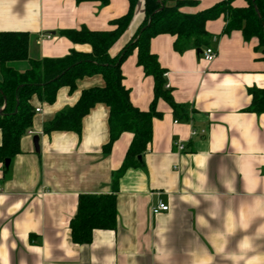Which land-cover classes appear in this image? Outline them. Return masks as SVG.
<instances>
[{
	"label": "crops",
	"instance_id": "obj_1",
	"mask_svg": "<svg viewBox=\"0 0 264 264\" xmlns=\"http://www.w3.org/2000/svg\"><path fill=\"white\" fill-rule=\"evenodd\" d=\"M159 1L169 6L192 1L180 12L194 15L221 0ZM231 7L245 8L247 0H233ZM127 11L128 0H108L104 6L94 1L0 0V33H27L31 59H61L71 51L91 52L89 45L73 44L62 32L112 31L111 23ZM142 20L140 1L128 28L109 50L110 57L127 44ZM225 24L222 14L205 23L207 47L216 53L212 62L201 56L206 47L200 54L195 48L178 53L173 49L175 37L161 34L150 40V52L181 111L175 114L157 100L159 117L152 120L151 140L137 160L140 165L119 176L133 136L122 133L105 151L109 111L103 104L83 117L79 134L43 132L57 113L77 103L82 91L103 85L99 75L77 81L74 91L60 88L52 104L32 98L39 112L34 111L31 128L19 141V153L8 168L0 163V264H158L156 251L172 217L165 247H182L184 230L198 210L182 202L180 192L192 189L193 180L202 182V170L213 169L220 157L230 154L239 157L245 181L252 180L253 165L264 175V113L249 111L250 91L264 90L262 48L257 38L244 40L241 31L223 34ZM120 71L131 105L147 112L154 80L137 65L136 50L123 60ZM81 195L115 196V229L94 230L86 245L74 244L69 228ZM183 199H189L186 192ZM159 202L168 211L153 215L151 208Z\"/></svg>",
	"mask_w": 264,
	"mask_h": 264
},
{
	"label": "trees",
	"instance_id": "obj_2",
	"mask_svg": "<svg viewBox=\"0 0 264 264\" xmlns=\"http://www.w3.org/2000/svg\"><path fill=\"white\" fill-rule=\"evenodd\" d=\"M90 1L103 6L108 3V0H75L76 3ZM140 1L143 7L140 26L118 54L110 57L109 50L128 28ZM232 1L221 0L208 10L191 15L180 12V8L194 4L192 1H176L169 6L159 0H128L127 13L111 23L115 26L112 31L91 32L81 28L79 31L62 32L61 36L73 44L89 45L91 52L84 54L71 51L61 59H31L27 33L1 32L0 163L4 164L6 159L10 160L19 153V141L32 125L35 111L31 105L33 97L52 104L60 88L74 91L77 81L99 75L103 85L82 91L77 103L57 113L43 132L79 134L83 117L96 104H103L109 111V142L105 151L122 133L133 136L125 160L115 176L129 167L140 165L137 160L150 143L152 120L159 117L155 111L157 100L165 101L175 114L181 111L173 102L169 89L165 88L164 73L155 55L150 52L152 38L161 34L175 37L173 49L178 53L189 48L207 47L210 36L205 31V23L222 14L226 21L223 34L237 30L241 31L246 41L257 38L264 62V0H247L245 8L231 7ZM134 50L137 51V65L154 80V96L147 112H141L131 105L129 93L122 85L121 63ZM21 66H24L23 70ZM250 92L252 100L249 111L264 113V90ZM115 227L114 195L79 196L76 213L69 224L74 244H89L94 230H114Z\"/></svg>",
	"mask_w": 264,
	"mask_h": 264
},
{
	"label": "clouds",
	"instance_id": "obj_3",
	"mask_svg": "<svg viewBox=\"0 0 264 264\" xmlns=\"http://www.w3.org/2000/svg\"><path fill=\"white\" fill-rule=\"evenodd\" d=\"M238 160L220 157L213 169L201 171L202 182L181 190L182 202L198 211L179 249L165 247L173 217L168 220L158 264H264V175L253 165L252 180L245 181Z\"/></svg>",
	"mask_w": 264,
	"mask_h": 264
},
{
	"label": "built area",
	"instance_id": "obj_4",
	"mask_svg": "<svg viewBox=\"0 0 264 264\" xmlns=\"http://www.w3.org/2000/svg\"><path fill=\"white\" fill-rule=\"evenodd\" d=\"M201 56L204 61L212 62L216 57V53L213 51V49L206 47L201 53ZM165 88L169 89L167 85H165ZM35 112H39V109H35ZM192 135L193 136L196 135V132H193ZM177 149L179 152H181L184 150V146L181 143H177ZM166 211H168V206L161 202L157 203L154 207L151 208V213L153 215H156L161 212H166Z\"/></svg>",
	"mask_w": 264,
	"mask_h": 264
},
{
	"label": "water",
	"instance_id": "obj_5",
	"mask_svg": "<svg viewBox=\"0 0 264 264\" xmlns=\"http://www.w3.org/2000/svg\"><path fill=\"white\" fill-rule=\"evenodd\" d=\"M252 1H254V0H252ZM196 52H197V54L201 53L200 49H198ZM33 145H34L35 151L38 152V137L37 136L33 137ZM138 159H139V157H138ZM9 163H10V160L6 159L4 162L5 168H8Z\"/></svg>",
	"mask_w": 264,
	"mask_h": 264
}]
</instances>
